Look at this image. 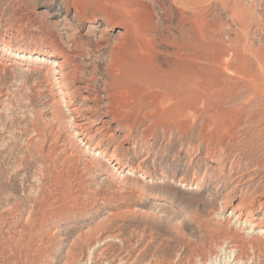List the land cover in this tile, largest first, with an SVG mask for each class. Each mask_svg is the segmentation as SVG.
Segmentation results:
<instances>
[{"label": "rangeland", "instance_id": "1", "mask_svg": "<svg viewBox=\"0 0 264 264\" xmlns=\"http://www.w3.org/2000/svg\"><path fill=\"white\" fill-rule=\"evenodd\" d=\"M145 1L157 11L162 0ZM196 1L200 55L208 59L212 51L228 74L225 85L210 80L197 114L217 94L213 102L219 95L222 118L203 128L200 117L184 131L143 124L130 131L124 120L134 114L127 105L111 109L110 116H121L102 142L109 152L117 145L122 166L137 173L114 175L101 156L89 162L70 140L44 70L0 58V264L198 261L217 249L206 230L214 211L226 204L227 216L233 203L264 191V0ZM56 2L0 0V39L29 50L74 53L70 41L86 26L67 20L60 28L50 18ZM75 2L81 11L101 8V0L69 3ZM92 57L100 82L101 47ZM74 59L68 70L92 74L84 57ZM216 251L220 264L224 255Z\"/></svg>", "mask_w": 264, "mask_h": 264}, {"label": "bare ground", "instance_id": "2", "mask_svg": "<svg viewBox=\"0 0 264 264\" xmlns=\"http://www.w3.org/2000/svg\"><path fill=\"white\" fill-rule=\"evenodd\" d=\"M69 2L58 0L56 7L50 9V18L62 29H66L67 20H78L86 26L85 32H79V38L70 41L75 46L74 53L62 49L58 53L53 49L29 50L0 39V58L5 64L14 62L44 70L52 101L64 113L70 140L88 156L89 162L101 156L114 175L139 172L122 166L117 145L109 152V144L102 142L109 130L117 129L113 126L121 116H110L111 109L123 103L134 114L124 120L130 131L139 124L184 131L200 117L203 128L220 122L224 111L216 104L219 95L213 102L217 94L209 95L213 96L211 103L197 114L198 104L211 89L210 80L225 85L224 75L228 74L227 65L212 51L205 53L208 59L200 55L203 34L194 10L196 0H162L157 11L145 0H101V8L89 11H81L78 3ZM185 8H192L191 14L185 13ZM99 47L101 60L97 66L102 74L100 82H96L97 68L92 56ZM75 57H84L86 65L92 67V74L79 76L78 68L68 70L69 63H77ZM188 117L194 120L191 122ZM237 120L239 126L245 124ZM248 180L243 178L246 188ZM249 200L233 203L227 216H222L226 204L214 211L210 218L213 224L205 228L217 249L210 246V254L203 252L198 261L193 258L187 264H218L214 261L216 250L224 255L220 264H264V191Z\"/></svg>", "mask_w": 264, "mask_h": 264}]
</instances>
